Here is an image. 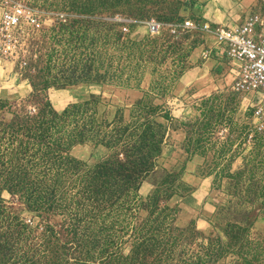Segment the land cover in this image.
Here are the masks:
<instances>
[{"label": "rangeland", "instance_id": "374dc122", "mask_svg": "<svg viewBox=\"0 0 264 264\" xmlns=\"http://www.w3.org/2000/svg\"><path fill=\"white\" fill-rule=\"evenodd\" d=\"M7 1L0 0V22ZM24 1L50 17L34 33H20L15 38L14 56L26 53L27 70L20 69L18 57L0 59V99L14 109L32 110L43 101L45 86H50L46 94L51 105L54 108V102L62 109L68 97L57 94L54 84L77 80L79 84H95L92 95L98 113L92 127L94 134L101 136L113 130L108 123L120 111L124 110L130 124L139 109L157 107V122L162 124L164 135L158 167L173 173L179 185V192L168 204L176 211L175 227H193L205 236L215 232L226 244L225 210L231 206L245 209L249 215L242 220L241 229L230 234L234 238L233 258L217 264H264V134L252 131V100L231 92L225 67L212 70L213 79L197 69L206 61L203 51L212 50L214 55L219 49L205 32L192 30L173 39L165 31L154 37L145 24L151 17L166 23L176 19L201 22L195 9L199 0H115V5L110 0L105 5V0ZM241 2L234 0L232 5L242 20L252 12L264 13V0H252L248 7H240ZM55 12L67 13V21L58 23ZM93 13L99 17L116 14L127 24L115 27L94 21L89 18ZM184 77L200 80L199 88L215 84L217 90L201 95L207 91H199L195 85L183 88L179 82ZM29 84L30 93L25 87ZM77 103L83 102H69L65 108ZM166 112L173 117L172 123L165 119ZM82 146L72 150V155L92 166L103 163L109 154L105 147ZM151 191L146 183L139 194L146 200ZM0 194L15 216L27 224L32 219L38 223L16 196L5 189ZM216 208H222L223 213L216 221L220 227L214 230ZM61 221L57 217L51 223Z\"/></svg>", "mask_w": 264, "mask_h": 264}, {"label": "trees", "instance_id": "16d2710c", "mask_svg": "<svg viewBox=\"0 0 264 264\" xmlns=\"http://www.w3.org/2000/svg\"><path fill=\"white\" fill-rule=\"evenodd\" d=\"M116 16L89 18L127 24ZM49 88L32 110L14 109L0 99V193L16 196L38 219L27 224L0 199V264H217L233 258L230 234L241 229L247 210H225L226 244L215 232L205 236L193 227H175L176 211L168 204L179 185L173 173L158 167L164 135L157 107L139 109L130 124L120 111L108 123L113 130L95 135V96L58 113ZM165 119L174 121L169 112ZM86 144L107 148L106 160L92 166L73 157L72 150ZM146 183L152 191L144 200L139 193ZM222 213L216 208L214 230ZM57 217L61 223L52 224Z\"/></svg>", "mask_w": 264, "mask_h": 264}, {"label": "built area", "instance_id": "2783aa9c", "mask_svg": "<svg viewBox=\"0 0 264 264\" xmlns=\"http://www.w3.org/2000/svg\"><path fill=\"white\" fill-rule=\"evenodd\" d=\"M9 5L3 9L0 22V59L20 58L21 70L29 67V58L26 53L21 56L15 54L16 36L20 33L30 34L38 30L42 23L50 17L36 7L30 6L24 0H8ZM58 23L68 19L65 12H55ZM116 21L126 22L122 18ZM148 30L154 37L168 33L173 39L192 31H202L213 36V44L231 61L228 76L231 79V92L238 96H249L252 100L251 126L256 135L264 134V13H250L235 28H212L208 23L194 19L174 20L166 23L155 17L145 22ZM209 51L202 53L208 57Z\"/></svg>", "mask_w": 264, "mask_h": 264}, {"label": "crops", "instance_id": "0c3cea01", "mask_svg": "<svg viewBox=\"0 0 264 264\" xmlns=\"http://www.w3.org/2000/svg\"><path fill=\"white\" fill-rule=\"evenodd\" d=\"M201 2V3H200ZM232 2L234 0H199V3L196 5V12L200 14L201 17V22L203 23H208L212 28L215 27H226L229 29H233L236 26H238L243 20L240 19V16L238 15V12L236 9L233 8ZM252 0H242L241 4L239 5L240 7H248ZM239 11V10H238ZM208 37H212V34L206 33ZM214 41V39H213ZM214 45V44H213ZM215 46V45H214ZM217 47V46H215ZM218 49V48H217ZM220 49L216 50L215 54H211L212 50L209 51V55L211 57H206V61H204L201 65H199V71H202L206 73V78L209 76L210 79H213V76L211 75V71L214 70L217 72L220 70L222 67L226 68V72H228V67L230 65H233V62H231L222 52ZM208 55V56H209ZM186 80H190V82L187 84ZM179 84L184 88L185 85H190L191 87L195 85L196 87L199 88V85H202V82L200 80H197V78L193 79L192 77H184L182 80H180ZM213 86V88L211 87ZM211 86L206 85L205 87H201L198 90L199 91H204L206 90L207 93H202L201 95L209 94L215 90H217V86L215 84H212ZM26 91L30 93L32 90L31 85L25 86ZM100 87V86H99ZM189 87V86H188ZM95 88H97V85H86V84H78V85H73L69 86L65 89H58L56 92L57 94L67 96L68 99L63 106L62 109H57L54 102V108L57 111H62L64 110L65 106L69 102H84L88 101L91 96H94L92 94L96 93ZM103 88V87H100ZM194 95H198L197 93ZM53 107V106H52ZM53 108V109H54ZM54 109V110H55ZM55 110V111H56ZM83 148L82 145L76 146L73 151L76 149Z\"/></svg>", "mask_w": 264, "mask_h": 264}]
</instances>
